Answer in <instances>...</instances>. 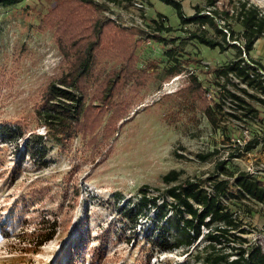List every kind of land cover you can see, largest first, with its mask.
<instances>
[{
    "label": "rangeland",
    "instance_id": "rangeland-1",
    "mask_svg": "<svg viewBox=\"0 0 264 264\" xmlns=\"http://www.w3.org/2000/svg\"><path fill=\"white\" fill-rule=\"evenodd\" d=\"M58 1L25 0L0 8V264H69L68 253L78 257L76 264H88L87 253L83 252L85 262L79 256L85 246L82 243L88 242L89 248L100 245L99 236L104 235L107 256L116 261L109 264H207L202 260L210 243L204 236L206 228L190 246L181 244L165 250L153 244L149 236L156 209L140 204L137 224L123 217L120 209L137 205L144 187L151 196L166 195L167 189L186 179L226 178L216 169L219 161L226 160L227 171L237 174L249 167L256 170L255 159L264 160V150L248 157L233 146L232 139L244 128L264 126V106L240 91L244 83L233 76L225 83L215 74L216 68L236 56V50L221 52L189 39V32L199 30L198 25H181L176 9L162 0H144V19L137 29L144 31L146 41L137 50L138 67L151 71L153 81L137 96L129 119L120 124L110 140L100 139L97 147L91 148L79 136L66 152L46 135L35 114L44 87L65 70L54 30L41 29L44 15ZM177 1L187 16L194 14L195 5L205 4L204 0ZM239 1L219 0L217 7L232 13ZM250 1L264 9V0ZM119 8L131 11L130 3ZM120 9L114 14L125 21ZM158 14L165 17L163 22L173 28L172 32L154 31ZM229 23L236 31L242 30L235 19L230 18ZM205 28L214 35L213 29ZM158 35L165 40L153 39ZM263 43L258 42L251 55H258L264 63ZM175 61L181 63L183 71L170 77L167 70ZM190 73L198 76L214 103L223 105L225 114L218 112V126L210 123L200 100L177 92L188 84ZM224 83L226 90L221 88ZM226 91L257 108L258 118L243 115L234 102L230 104ZM228 113L238 116L232 118ZM211 153L208 159H202ZM232 153L239 156L231 157ZM171 170L180 171L181 176L176 182L166 183L164 176ZM228 180L231 191L237 193L233 178ZM41 190L53 199H38L35 191ZM168 200L172 201L170 197ZM24 201L30 206L27 213L21 212ZM228 206L247 230L243 234L245 246L260 245L264 249V209L241 195ZM57 212H62L61 219L67 226L58 228L56 237L38 251L21 250L29 248L18 239L22 219L32 217L27 226L31 231L39 214ZM170 235L173 243L186 241L174 227Z\"/></svg>",
    "mask_w": 264,
    "mask_h": 264
},
{
    "label": "trees",
    "instance_id": "trees-1",
    "mask_svg": "<svg viewBox=\"0 0 264 264\" xmlns=\"http://www.w3.org/2000/svg\"><path fill=\"white\" fill-rule=\"evenodd\" d=\"M23 1L25 0H0V8L17 5ZM162 1L176 9L181 25L199 26V30L189 32V39L221 52L236 50V56L216 68L215 74L219 78L223 77L225 83H229L232 76L239 79L245 85L240 91L264 106V99L261 97L264 96V63L251 55L256 42L264 38V9L250 0H240L230 13L217 7L219 0H204L203 6L195 5L194 14L187 16L180 1ZM106 7V4L96 0H60L49 9L41 22V29L54 30L65 70L44 87L35 114L44 125L46 135L57 141L66 152L79 136L85 139L91 148H96L100 139L102 142L110 140L119 130L120 124L129 119L137 105V96L153 81L151 71L138 67L140 59L137 50L146 41L144 31L137 27L120 25L105 15ZM158 16L160 19L154 20V31L159 34L172 32L173 28L165 26L163 22L165 17L162 14ZM230 18L236 20L242 28L241 31H236L231 26ZM219 21L223 22V25ZM206 26L213 29V36L208 34ZM153 39L161 42L165 40L160 35L154 36ZM182 71L181 63L175 61L167 73L174 77ZM187 80L188 84L177 92L193 101L200 100L205 106V114L210 123L218 126V112L225 114L223 105L214 103L213 97L197 75L190 73ZM225 83L221 87L224 90ZM226 92L243 115L258 118L259 110L245 98L233 92ZM261 139L257 134L240 152L244 155L245 152L253 150ZM212 155L213 153L201 157L206 160ZM238 156L231 154V157ZM226 163V160H222L216 164V169L227 175L226 178L213 176L205 180L186 179L167 189L166 195L151 196L148 187H144L141 189L139 203L123 207L120 212L123 217L137 224L141 215L140 209L137 208L140 204L156 209L149 236L153 239V244L165 250L181 244L190 246L200 238L202 229L206 228L208 232L204 236L210 243L205 247V256L202 258L205 263L264 264L263 247L245 246L247 239L243 234H246L247 230L241 227V221L228 206L232 199L241 195L242 198L253 200L255 204L264 207V186L257 177L246 171L237 174L228 172ZM180 176V171L171 170L164 176V181L176 182ZM228 176L233 178L237 193L231 191L232 185ZM35 194L38 199H53L49 192L44 190L35 191ZM169 197L172 201L168 200ZM62 207L60 205V211ZM29 208V203L24 201L21 212L27 213ZM168 211H171V214H168ZM250 212V209L247 210V213ZM61 216L62 212L52 215L39 214L31 231L27 226L31 224L32 217L22 219L23 226L18 239L21 245L25 244V247L29 248L22 247L21 250L35 252L53 240L57 229L67 226ZM172 227L183 233L186 241L173 243L170 239ZM234 231L239 232V235ZM104 236H99L100 245L89 248L88 242L82 243L85 246L79 256L83 262L86 259L83 252L89 255L88 264L116 262L107 256V239ZM216 246L228 248L229 251L219 250ZM232 256L235 258L230 259ZM77 261V256L73 257L68 253L69 264H76Z\"/></svg>",
    "mask_w": 264,
    "mask_h": 264
},
{
    "label": "built area",
    "instance_id": "built-area-1",
    "mask_svg": "<svg viewBox=\"0 0 264 264\" xmlns=\"http://www.w3.org/2000/svg\"><path fill=\"white\" fill-rule=\"evenodd\" d=\"M97 2L104 3L107 5L105 8V15L115 20L117 23L124 27H137L138 25H142L143 19H144V12L146 8V4L144 0H96ZM130 3V12H125L121 10L119 7L123 4ZM120 9L122 12V17L125 19V21H122L120 19L121 15H115L114 12H118L117 10ZM132 18L133 21L129 22L128 19ZM261 73H263L261 71ZM264 99V96H262ZM230 104H233V101L231 99H228ZM235 103V102H234ZM234 115V113H231ZM232 118H235L234 116H231ZM260 122V121H259ZM256 128H244L241 131L240 135H235L232 139L233 146L237 147L238 149L242 150V148L245 146V144L249 141H252L258 134V136L262 137L260 143L251 151L245 152L244 155L252 156L254 152L257 150L263 151L264 150V126H255ZM260 152V153H261ZM256 165H258L255 169L252 167H249L248 170L246 169V172H248L250 175L257 177L262 182V185L264 186V160H258L255 159ZM208 189V187H206ZM249 202H253V200L249 199ZM254 203V202H253ZM263 209L264 207L261 206Z\"/></svg>",
    "mask_w": 264,
    "mask_h": 264
},
{
    "label": "crops",
    "instance_id": "crops-1",
    "mask_svg": "<svg viewBox=\"0 0 264 264\" xmlns=\"http://www.w3.org/2000/svg\"><path fill=\"white\" fill-rule=\"evenodd\" d=\"M260 41H264V38L258 40V41L256 42V44H257L258 42H260ZM256 44H255V46H256ZM263 44H264V43H263ZM255 46H254V47H255ZM262 47H264V45H263ZM254 58L262 60L260 57H258V55L254 56Z\"/></svg>",
    "mask_w": 264,
    "mask_h": 264
}]
</instances>
